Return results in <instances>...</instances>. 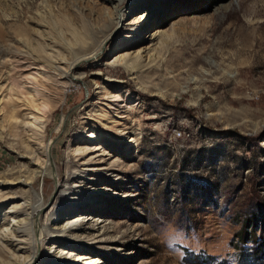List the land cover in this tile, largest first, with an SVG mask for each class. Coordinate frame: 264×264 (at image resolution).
<instances>
[{
    "label": "rangeland",
    "instance_id": "rangeland-1",
    "mask_svg": "<svg viewBox=\"0 0 264 264\" xmlns=\"http://www.w3.org/2000/svg\"><path fill=\"white\" fill-rule=\"evenodd\" d=\"M36 44L67 61L81 49L98 53L67 91L45 85L54 105L46 143L60 182L25 187L17 178L29 181L28 150L39 146L11 127L6 102L18 73L9 60L26 47L41 54ZM7 50L0 222L44 188L52 199L43 222L58 230L68 210H83L77 231L88 232L48 235L38 264H82L57 259L50 247L59 241L96 264H264V0H0ZM133 51L141 81L113 64ZM106 114L112 129L103 127ZM85 140L103 145L102 162L86 161ZM93 217L101 233L87 227Z\"/></svg>",
    "mask_w": 264,
    "mask_h": 264
},
{
    "label": "bare ground",
    "instance_id": "bare-ground-1",
    "mask_svg": "<svg viewBox=\"0 0 264 264\" xmlns=\"http://www.w3.org/2000/svg\"><path fill=\"white\" fill-rule=\"evenodd\" d=\"M120 21L121 18L115 22L112 30L116 31L119 28L121 25ZM36 45L39 47V50L42 51L41 54L31 53L29 51H32V49L25 46V51H19L18 53L20 54L18 56H11L12 58L9 60L10 64L12 65V70H15L18 73L14 92H10V97L8 98L9 100L6 102V109L10 119L11 127L16 131L17 138H19L23 143H26L27 147L28 144L39 146L38 148L34 149L30 147L28 150V153H30L31 156L30 161L33 165V175L29 181H26V179H22L21 177L17 178L19 183L25 187H32L41 179L46 178L50 180V178L53 179L55 176L58 179V184L60 182L59 171H53L56 166L54 163L55 159L53 152L50 149L51 144L46 143L47 127L51 117L53 116L52 113L54 111V105L49 106V104H47L44 100V97L47 95L45 85L47 83H52L53 85L61 87L63 92L67 91V87L83 80V74L79 73L78 71L82 68L85 62H89L98 53L97 50L91 48L81 49L74 53L73 59L71 61H67L65 58L61 59L53 56L52 54H46L44 50L45 48H43L41 44ZM3 52L4 51L0 52L1 65H4L6 62H8V60H3V58L4 55L10 53V50H7L6 53L4 52L5 54H3ZM141 58L142 57L139 52L133 51L125 59L114 60L113 64L124 65L127 70L130 71V74H136H134V76L139 81L140 72L138 73L136 71L137 67L135 65L138 66L139 63H141ZM35 66L38 68H34ZM3 80L4 79L0 77V84ZM1 90L2 87H0V97H2L0 100V105L5 99V96H3L4 94ZM112 96H114V100L117 101L123 98V94L121 93H116ZM1 110H3V108L0 107V114ZM22 111H24L25 114H22ZM107 115L108 114H106L103 118V127H111L112 129L113 126H110L112 122L106 119ZM22 117H24V120L21 119ZM1 139H3V136L0 134V140ZM85 141L86 144H84L80 149H82L81 151H83L86 156L89 154L91 155L93 151L101 152L95 155H89L86 161L102 162V158L105 155L102 154L105 151V149H103V145L99 144L96 147L90 146L89 140ZM80 149H78V151H80ZM51 157L54 159L52 162L50 160ZM98 169V167H95L92 169V172ZM76 182H78V186L81 187L82 184L85 183L84 176L79 174ZM5 183H7V181H0V185H5ZM56 186L57 185H53V198L55 197L54 194H57ZM0 188L4 187L0 186ZM3 190L4 189L0 190V194ZM43 190L44 188H38V191L41 194L36 196L35 202L26 200L25 206H15V208L19 209L20 211L18 213H6L4 216L5 220L0 222L1 264H38L40 262V253L37 254V248L39 244L47 241L48 235L52 236L54 233L71 235L73 238H76L79 234L80 236H87L88 232L79 230L77 231V222L82 218L84 214L83 210H68V212L65 214V224H62V227L59 228L60 230H55V228H57L55 226L56 223L50 228L47 223L43 222L41 217L42 208L47 204V202H49L50 199H52L49 197L47 200V194H42ZM91 215L92 214L89 213L88 215L84 216V218H88ZM100 221V218L93 217L91 222H88L87 227L94 233H98V229L103 231V226L97 229ZM57 244V246L53 245L52 248L50 247V250H54L56 247L55 251L53 252L57 259H68L69 257L75 256L76 260H80L82 264L97 263L94 261V258L90 256V253L85 252V250L81 248L73 246L69 243H64L62 241L57 242Z\"/></svg>",
    "mask_w": 264,
    "mask_h": 264
}]
</instances>
